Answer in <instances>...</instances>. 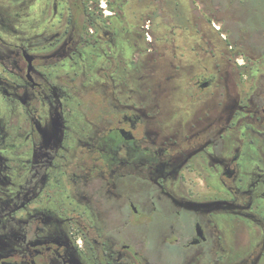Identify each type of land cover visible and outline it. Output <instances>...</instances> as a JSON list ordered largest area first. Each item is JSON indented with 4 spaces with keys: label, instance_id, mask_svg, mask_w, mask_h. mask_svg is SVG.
Masks as SVG:
<instances>
[{
    "label": "flooded vegetation",
    "instance_id": "1",
    "mask_svg": "<svg viewBox=\"0 0 264 264\" xmlns=\"http://www.w3.org/2000/svg\"><path fill=\"white\" fill-rule=\"evenodd\" d=\"M221 1L0 0V264H264V4Z\"/></svg>",
    "mask_w": 264,
    "mask_h": 264
},
{
    "label": "rangeland",
    "instance_id": "2",
    "mask_svg": "<svg viewBox=\"0 0 264 264\" xmlns=\"http://www.w3.org/2000/svg\"><path fill=\"white\" fill-rule=\"evenodd\" d=\"M215 2H216V4L219 5V7H223L224 6L223 1H221V0H215ZM263 4H264V0H249L248 1V4L246 5V8L252 9L253 11L252 10L242 11L240 9L239 10V14H242V15L244 14L245 15V18H248V19L260 20V18H261V11L260 10H257V7H260V5L263 6ZM198 6L201 7V4H199ZM237 7H239V6H237ZM219 17H222V15H220ZM215 26L216 27H220L222 25L220 23L216 22L215 23ZM138 31H139L138 29H135L134 30V36H133V39L134 40H141V38L138 35ZM250 50L251 49H249V51Z\"/></svg>",
    "mask_w": 264,
    "mask_h": 264
}]
</instances>
